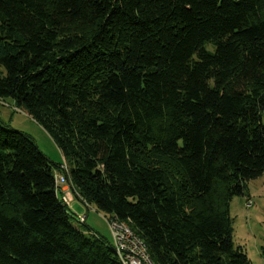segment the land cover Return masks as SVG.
Here are the masks:
<instances>
[{
	"label": "trees",
	"instance_id": "obj_1",
	"mask_svg": "<svg viewBox=\"0 0 264 264\" xmlns=\"http://www.w3.org/2000/svg\"><path fill=\"white\" fill-rule=\"evenodd\" d=\"M0 66L63 156L0 120V264H121L57 168L155 264H252L228 204L264 174V0H0Z\"/></svg>",
	"mask_w": 264,
	"mask_h": 264
},
{
	"label": "rangeland",
	"instance_id": "obj_2",
	"mask_svg": "<svg viewBox=\"0 0 264 264\" xmlns=\"http://www.w3.org/2000/svg\"><path fill=\"white\" fill-rule=\"evenodd\" d=\"M4 73L0 66V76ZM0 120L33 139L52 164L57 166L63 162V156L50 135L11 98H0ZM58 171L57 168L55 172ZM248 201H251L249 206L246 205ZM228 213L234 245L243 248L252 264H264V174L248 182L244 195L231 198ZM79 226L84 231L96 232L103 240L111 241L107 215L93 206L87 211L86 225Z\"/></svg>",
	"mask_w": 264,
	"mask_h": 264
},
{
	"label": "built area",
	"instance_id": "obj_3",
	"mask_svg": "<svg viewBox=\"0 0 264 264\" xmlns=\"http://www.w3.org/2000/svg\"><path fill=\"white\" fill-rule=\"evenodd\" d=\"M56 177L60 182V192L62 195V199L64 202L68 203L69 206L73 208L75 203H79V210H75L86 218V211H88L89 207H84L80 200L74 195L69 193V188L64 183L63 175L60 173H56ZM251 204V201L246 203L247 206ZM88 208V209H87ZM109 231L111 233V241L108 244H114L119 246L122 250L123 257L127 259L129 264H152L151 260H149L145 252L140 248H136L135 244L131 240L127 234L121 230L117 224H108Z\"/></svg>",
	"mask_w": 264,
	"mask_h": 264
},
{
	"label": "bare ground",
	"instance_id": "obj_4",
	"mask_svg": "<svg viewBox=\"0 0 264 264\" xmlns=\"http://www.w3.org/2000/svg\"><path fill=\"white\" fill-rule=\"evenodd\" d=\"M61 168H63L64 170H66V165L63 164L61 166ZM63 175V174H62ZM63 178H64V183L65 185L69 188V193L70 194H74L69 186V183L67 181V179L64 177L63 175ZM54 189H55V192L59 195L60 199H61V202L64 204V206L67 208L68 212L71 214V216L78 222V223H85L86 222V218H84L81 213L75 211L74 209H72L68 203L64 202L63 199H62V195H61V192H60V182L58 181L57 177H56V172H54ZM75 195V194H74ZM81 203L83 204L84 207H88V205L86 203H84L83 201H81ZM117 224L118 227L123 230L128 237L131 238V240L133 241V243L135 244V247L136 248H140L142 251L145 252V255L146 257L151 260L152 264H155L150 255H149V252H148V248H147V245L146 243L144 242V240L138 235L136 234L132 228L130 227V225L126 222V221H123V220H120L114 216H107V224ZM109 246H111L112 250L115 252V254L117 255L119 261L121 264H129L127 262V259L123 257V253H122V250L120 249L119 246H116L114 244H109Z\"/></svg>",
	"mask_w": 264,
	"mask_h": 264
},
{
	"label": "crops",
	"instance_id": "obj_5",
	"mask_svg": "<svg viewBox=\"0 0 264 264\" xmlns=\"http://www.w3.org/2000/svg\"><path fill=\"white\" fill-rule=\"evenodd\" d=\"M73 208L75 210H79V203H75L74 206H73ZM86 214H87V211H86Z\"/></svg>",
	"mask_w": 264,
	"mask_h": 264
}]
</instances>
